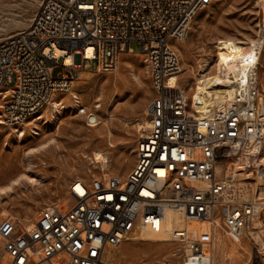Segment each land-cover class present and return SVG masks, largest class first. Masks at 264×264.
Masks as SVG:
<instances>
[{
    "label": "built area",
    "instance_id": "1",
    "mask_svg": "<svg viewBox=\"0 0 264 264\" xmlns=\"http://www.w3.org/2000/svg\"><path fill=\"white\" fill-rule=\"evenodd\" d=\"M214 1L41 0L29 27L0 41V92L9 91L0 103V124L10 129L37 117L56 94L68 92L83 63L95 62L93 72L117 71L120 56L134 53L132 42L150 65L154 92L133 170L126 176L76 179L67 196L73 205L50 204L33 221H0V264H116V251L143 229L166 232L167 241L182 245L181 264H214L213 251L212 262L200 237L189 240L186 225L207 222L214 232L221 228L237 238L260 232L253 224L264 210L257 185L262 167L248 168L251 177L246 178L228 173L238 161L250 167L264 156L260 63L246 89L205 127L193 107V88L179 84L173 43L187 39L195 17ZM60 65L74 75L54 78ZM173 76L178 80L170 85ZM168 212L177 216L169 227ZM260 233L251 236L255 264H264Z\"/></svg>",
    "mask_w": 264,
    "mask_h": 264
},
{
    "label": "rangeland",
    "instance_id": "2",
    "mask_svg": "<svg viewBox=\"0 0 264 264\" xmlns=\"http://www.w3.org/2000/svg\"><path fill=\"white\" fill-rule=\"evenodd\" d=\"M40 1L0 0V41L27 29ZM260 2L215 0L195 17L187 39L173 43L183 68L179 84L186 89L193 88L195 109L203 98L195 85L198 71L207 64H210L208 71H213L216 44L220 38L257 37L264 25ZM130 49L134 53L122 54L114 73L93 72L95 62L83 63V70L71 89L56 94L58 107L47 105L37 117L17 129L0 124V188L22 175L36 181L35 187L13 188L0 195V221L6 218L3 214L22 222L33 221L50 204L65 202L73 205V200L67 196L70 184L76 179H87L92 174L126 176L133 170L136 144L144 132L140 126L147 122L145 112L154 92L150 65L146 56L140 54V45L132 42ZM260 65L263 78L264 48ZM64 74L74 75L61 65L52 72L54 78ZM83 110L87 113L82 114ZM90 114L99 118L101 124L98 127H89ZM21 133H24L23 137H20ZM97 154L102 155L106 163L97 161ZM257 185L260 197L264 194V179L257 177ZM254 222L256 230L264 231V210ZM186 226L191 229L190 241L200 237L209 256L212 257L213 251L214 264H255V239L251 236L256 238L260 232L237 238L221 228L214 232L204 223ZM167 240L165 234L155 236L142 231L116 251V264H181L178 249L183 246Z\"/></svg>",
    "mask_w": 264,
    "mask_h": 264
},
{
    "label": "bare ground",
    "instance_id": "3",
    "mask_svg": "<svg viewBox=\"0 0 264 264\" xmlns=\"http://www.w3.org/2000/svg\"><path fill=\"white\" fill-rule=\"evenodd\" d=\"M259 5V4H258ZM264 10V0H261L260 5ZM262 21V20H261ZM263 24V23H262ZM261 25V24H260ZM259 25V26H260ZM260 28V27H259ZM240 38V37H239ZM264 48V25L259 29L258 35L256 38L250 39H237L234 37H223L217 41L216 44V53L213 59V71L209 72L208 67L210 64H207L206 67H201V70L198 71L196 78L197 81L195 85H197V89L203 95L200 103L197 104V118L202 127H205L209 121H211L215 114L218 111H221L225 108V106L234 99L235 95L246 88V80L248 76L254 72L260 63L261 54ZM60 52L56 49L54 51V55L58 56ZM66 64L71 65V59L66 58ZM183 68L180 64V74L182 73ZM178 80V76H173L169 82L170 85H174ZM9 91L0 92V97L5 99ZM264 104V100H263ZM58 107L60 104L55 102V98L51 100L48 106ZM86 114V110H83ZM41 119L38 118L35 121H39ZM89 127L96 128L101 122L99 118L93 114H90L88 117ZM1 123V122H0ZM106 126L107 122H104ZM149 123L145 122L144 126H140V128L146 129L148 128ZM15 131V130H14ZM20 131H15V133H19ZM24 133L20 134V137H23ZM97 161H101L102 163H106L105 158L97 154L95 156ZM264 158L252 164L250 167H244L240 161L234 163L229 168V175L232 177L238 178H246L251 177L248 172L249 169H257L262 167V169L258 170L259 178L264 179ZM257 165V166H256ZM260 181V180H259ZM259 183V182H258ZM36 181L28 177L27 175H22L19 178L11 181L8 186L0 188V195H4L7 190H12L13 188H19L22 186L35 187ZM263 189V188H262ZM263 194V190L262 193ZM260 202V208L264 205V194L258 198ZM6 218L10 217L8 214H3ZM175 221L177 223V216L168 212L166 214V223L169 227L170 224ZM210 225L207 222H201ZM255 223V222H254ZM255 228L257 227L256 223L254 224ZM254 228V229H255ZM169 228L167 229V231ZM143 232H149L156 236V234L152 233L147 229H143ZM167 235L168 233L163 232L160 235ZM134 239V238H133ZM115 258V257H114ZM210 259L213 262L212 257ZM243 264V263H242Z\"/></svg>",
    "mask_w": 264,
    "mask_h": 264
}]
</instances>
